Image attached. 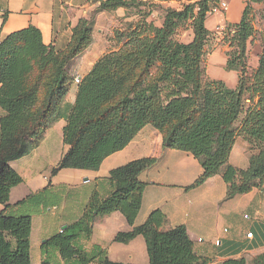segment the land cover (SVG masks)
<instances>
[{"label": "trees", "instance_id": "obj_1", "mask_svg": "<svg viewBox=\"0 0 264 264\" xmlns=\"http://www.w3.org/2000/svg\"><path fill=\"white\" fill-rule=\"evenodd\" d=\"M167 1V0H166ZM220 0H195L172 8L166 6L160 25L148 21L152 11L134 13L140 18L117 30L121 46L100 56L80 78L74 102L60 112L68 92L67 62L91 41L97 11L146 7L144 0H93L98 6L89 19L80 18L64 49L45 44L38 28L28 27L0 38V264H31L30 233L32 213L50 184L9 203L13 186L22 177L10 162L30 154L43 133L57 118H63V142L67 150L51 174L64 168L97 170L102 161L123 149L145 125L161 133L162 147L190 153L202 172L188 188L220 174L226 183L224 200L258 188L264 179V47L257 67L247 73L244 55L253 34L246 6L240 20L227 23L233 28L235 47L225 69L238 72L232 88L218 79H209L202 66L206 38L210 31L205 20ZM190 21V42L175 40L177 27ZM256 150L245 168L230 163L236 137ZM155 156L133 159L109 171L110 191L100 197L93 191L78 219L46 238L40 246V264H132L112 261L105 249L94 245L86 250L98 217L119 211L131 226L117 232L114 241L127 243L142 235L148 254L147 264H205L198 256L186 227L167 229L166 215L153 209L136 225L145 183L139 174L157 162ZM232 264V263H225ZM237 264H244L241 259ZM264 264V253L253 258Z\"/></svg>", "mask_w": 264, "mask_h": 264}, {"label": "crops", "instance_id": "obj_2", "mask_svg": "<svg viewBox=\"0 0 264 264\" xmlns=\"http://www.w3.org/2000/svg\"><path fill=\"white\" fill-rule=\"evenodd\" d=\"M159 2L167 4L166 0ZM226 3L227 10L215 20L221 26L240 20L246 0H228ZM97 6L98 3L93 0H0V38L32 25L40 30L45 44L50 43L63 49L79 19H89ZM151 14L147 17L149 21H153L149 18ZM135 17L138 15L129 13L123 7L113 11H97L94 14L93 42L84 55L86 69L76 78L87 73L103 54L104 47L98 54L95 48V43L102 37L103 32L117 26L119 18L124 22H131ZM162 19L156 25H160ZM211 60L219 65L216 66L218 69L214 65L210 66L207 70L208 76L222 80L227 86L234 88L237 85L238 72L222 68L221 65L225 66L226 60L220 56H213ZM76 91L77 87L68 88L66 96L59 101L61 113L74 102ZM3 114L4 110L1 109L0 116ZM64 124L63 118L54 120L30 154L10 162L22 177V182L10 190V204L50 184L39 204L24 211L32 213L31 264H40L41 243L62 230L64 225L78 219L94 190L100 197L109 193L110 185L106 178L111 169L145 156H155L158 160L139 174L145 187L140 209L134 220L136 225L141 224L153 209H160L167 218L164 229L183 224L193 242L195 253L206 259L205 264H237L241 259L244 264H253V258L264 253V185L227 200H224L226 183L220 174L207 178L199 186L188 188L202 172L200 163L190 153L163 148L161 133L150 124L140 129L123 149L107 156L97 170L64 168L53 176L52 168L67 150V145L63 142ZM54 127L57 133L61 131L64 149L52 162H41V157L49 155L47 147H42V144ZM246 146V141L236 137L231 152H237L235 160L243 164L240 166L232 159L229 160L231 164L241 168L248 165ZM45 167L50 169L47 173L43 172ZM68 171L71 173H66ZM2 208L0 203V211ZM244 214L248 218H244ZM130 229L131 226L124 216L119 211H113L95 220L90 238L81 240V244L86 250L99 245L105 249L107 257L112 261L147 264L149 258L142 235L135 236L127 243L113 240L117 232ZM248 232H252L250 238L246 237Z\"/></svg>", "mask_w": 264, "mask_h": 264}, {"label": "rangeland", "instance_id": "obj_3", "mask_svg": "<svg viewBox=\"0 0 264 264\" xmlns=\"http://www.w3.org/2000/svg\"><path fill=\"white\" fill-rule=\"evenodd\" d=\"M162 0H151V4H147L146 7H133L129 10V13H140L152 11L151 17L153 19V22L157 24L161 21V19L164 16V9L166 6H170L172 8H181L182 5L191 3L195 0H167V4H164L162 2H159ZM220 1H226L228 0H220ZM149 2V1H147ZM246 6V3H245ZM248 17L251 19V25L253 27V34L248 39L246 44V50L244 55V63L246 67L247 73L251 74L252 71L257 67L258 63V56L261 53L262 48L264 47V2H251L250 7L247 10ZM224 11H218L215 13H208L207 18L205 20V26L208 27L207 29L210 31L209 35L207 36V40L205 42L204 46V54L202 56V66L205 69V73L207 75V78L211 79L208 75V68L210 66L219 65L217 62L212 61L213 56H220L224 58V60H227L229 57V53L234 50L235 47V40H233V34L234 29L233 28H226V24L221 26L220 24L215 23L216 18H218L220 15H223ZM140 18L135 17L133 20L137 21ZM137 19V20H136ZM131 20V23L134 21ZM149 21V20H148ZM130 22H124L122 21V18L118 19L117 26L109 29L107 32H103L102 37L95 43L96 53L98 54L100 50L103 48V54H106L108 52H111L113 50H117L121 43L118 42L116 38V31L117 30H123L125 29L126 25ZM93 30V29H92ZM92 30H91V41L88 44L86 48H84L82 51L75 54L66 64L65 70L67 71V74L69 75V81L67 83V87L70 89L72 87H77L78 82L75 80L77 75H80L79 73H83L84 65H86V60L84 59V55L86 54V51L88 50L89 46L92 45L93 38H92ZM193 29L191 26V22L187 21L184 24H181L177 27L173 38L175 40L181 41V42H190L193 38ZM57 48V47H56ZM60 50V48H58ZM64 49V48H63ZM62 50V49H61ZM101 55V56H102ZM85 60V61H84ZM211 60V61H210ZM218 60V59H216ZM213 64H212V63ZM93 66V65H92ZM83 67V68H82ZM222 68L225 69L224 65H221ZM86 74V73H85ZM83 74V76L85 75ZM82 76V77H83ZM80 80V77H78ZM224 82V81H223ZM71 100L73 101V97H71ZM2 108H0L1 110ZM3 110V109H2ZM2 112V111H1ZM238 137V136H237ZM242 138V137H241ZM242 140H244L242 138ZM245 141V140H244ZM42 147H47L46 150L49 152V155L46 157H41L42 161H53L55 157L58 156L59 152L64 149V144L62 142L61 138V131L59 130L58 133L56 131V127L51 128L50 132L48 133V136L46 140L43 142ZM237 150V149H236ZM246 151L248 152V155L255 154L256 150L249 149V146L247 144ZM237 152H230L229 160L232 159L233 162L237 163L238 165H242L243 163H239L237 160H235ZM231 163V162H230ZM66 169V168H65ZM49 168L45 167L46 172L49 171ZM70 170V169H67ZM65 172H62V175L68 178V175L63 174ZM70 174L71 172H66ZM73 173V172H72ZM72 175V174H71ZM54 176V175H53ZM74 176V175H72ZM264 185V179L261 182L260 187ZM258 187V188H260ZM246 213H249V211L246 210ZM246 222V221H245ZM247 223V222H246Z\"/></svg>", "mask_w": 264, "mask_h": 264}, {"label": "built area", "instance_id": "obj_4", "mask_svg": "<svg viewBox=\"0 0 264 264\" xmlns=\"http://www.w3.org/2000/svg\"><path fill=\"white\" fill-rule=\"evenodd\" d=\"M228 8V5L225 1H219L218 3H216L215 5H213L210 9V13H215V12H218V11H225L227 10ZM75 80L78 82L79 79L78 78H75ZM244 218H248V215L247 214H244ZM252 236V232H248L246 233V237L250 238ZM216 243H218V240L215 241Z\"/></svg>", "mask_w": 264, "mask_h": 264}, {"label": "water", "instance_id": "obj_5", "mask_svg": "<svg viewBox=\"0 0 264 264\" xmlns=\"http://www.w3.org/2000/svg\"><path fill=\"white\" fill-rule=\"evenodd\" d=\"M66 227V225H64L63 227H62V229H64Z\"/></svg>", "mask_w": 264, "mask_h": 264}]
</instances>
